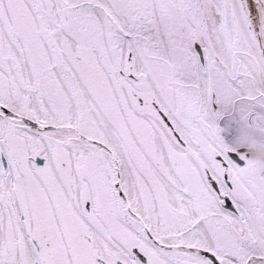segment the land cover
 <instances>
[{
	"label": "snow or ice",
	"instance_id": "1",
	"mask_svg": "<svg viewBox=\"0 0 264 264\" xmlns=\"http://www.w3.org/2000/svg\"><path fill=\"white\" fill-rule=\"evenodd\" d=\"M0 264H264V0H0Z\"/></svg>",
	"mask_w": 264,
	"mask_h": 264
}]
</instances>
